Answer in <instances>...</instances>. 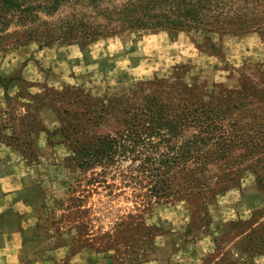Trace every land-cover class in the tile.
<instances>
[{"label":"rangeland","instance_id":"1","mask_svg":"<svg viewBox=\"0 0 264 264\" xmlns=\"http://www.w3.org/2000/svg\"><path fill=\"white\" fill-rule=\"evenodd\" d=\"M128 1L0 31V264H264V33L57 39ZM159 109L207 115L149 139Z\"/></svg>","mask_w":264,"mask_h":264},{"label":"trees","instance_id":"2","mask_svg":"<svg viewBox=\"0 0 264 264\" xmlns=\"http://www.w3.org/2000/svg\"><path fill=\"white\" fill-rule=\"evenodd\" d=\"M66 2L67 0H0V31L7 29L11 22L9 17L14 14L28 17H38L42 13L52 15L59 11V8ZM92 3L96 6H104V0H92ZM102 10L105 12L102 15L106 21L105 24L89 25L82 30L72 22L67 24L63 36L57 39L75 40L79 37V39L94 40L103 35L129 30L264 33V0H130L120 7H103ZM210 113L212 112L210 111ZM206 115L207 113L203 112L198 117L196 110H189L177 114L174 117L177 119H173L169 118V114H165L159 109L151 112L147 118L149 134L145 136L150 139L167 129L163 136L170 138L172 130L182 128L185 123L198 122ZM213 120L214 118H212ZM141 137L142 135L139 134L129 136L126 142H130V144L120 146L123 154L139 152L142 158L144 154L141 152V148L147 146V139ZM262 139L264 140V133H262ZM105 151L107 153L102 151L104 154L95 153L94 156L99 158L115 154L113 146H110L108 151L106 147ZM175 154L172 159L177 155L183 156L179 152H175ZM79 158H84V156ZM140 165L143 171L145 169L151 175L153 174L157 183L163 182L160 177L167 174V169L169 171L170 168L161 164L156 167H153V164L148 166L146 161ZM161 189L163 190L164 186Z\"/></svg>","mask_w":264,"mask_h":264}]
</instances>
